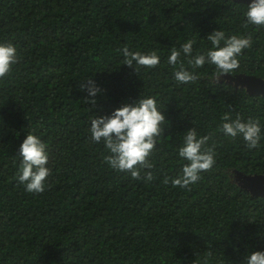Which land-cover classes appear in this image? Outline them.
Returning <instances> with one entry per match:
<instances>
[{
  "label": "trees",
  "instance_id": "1",
  "mask_svg": "<svg viewBox=\"0 0 264 264\" xmlns=\"http://www.w3.org/2000/svg\"><path fill=\"white\" fill-rule=\"evenodd\" d=\"M248 4L234 0H0V41L21 60L0 80V264H244L264 250V195L238 180L264 176V146L248 150L219 131L239 113L264 122V95L221 79L214 66L177 84L170 49L188 39L251 35L240 68L227 75L264 78V27H244ZM159 50L144 69L122 65L119 50ZM187 67V60L184 61ZM103 90L85 102V78ZM140 93L156 97L165 116L145 183L110 169L103 144L90 140L89 115H106ZM195 127L210 135L212 170L191 190L165 183L184 161L177 149ZM28 131L48 143L46 191L27 193L15 179ZM247 178V177H242Z\"/></svg>",
  "mask_w": 264,
  "mask_h": 264
},
{
  "label": "clouds",
  "instance_id": "2",
  "mask_svg": "<svg viewBox=\"0 0 264 264\" xmlns=\"http://www.w3.org/2000/svg\"><path fill=\"white\" fill-rule=\"evenodd\" d=\"M244 27H264V0H250L246 11ZM206 40L210 47L195 50V40L188 39L177 48L173 46L167 56V64L173 68V79L177 84H190L198 79L197 69L205 65L214 66L216 73L226 75L240 68V57L245 49L252 47L251 35H227L222 30L210 33ZM122 65L155 68L161 62L159 50L146 52L130 50L127 46L119 50ZM18 46L10 40L0 41V80L12 75L20 63ZM187 60V67L184 61ZM82 90L86 89L85 102L93 107L103 90L91 77L85 78ZM155 96L140 93L132 102H124L106 115H89L88 132L95 144H103L107 155L106 165L117 173L130 175L145 183L154 179V162L150 159L159 142L165 116ZM222 131L232 141L241 140L248 150L264 146V122L261 118L245 119L239 113L233 118L231 113L221 117ZM210 135L201 136L195 127L185 132L178 147V158L185 163L175 177L165 178V183L173 187L191 190L201 179L202 173L212 170L216 164V154L208 147ZM18 167L14 179L27 193L41 194L46 191L52 175L49 166V145L35 131H28L19 146ZM244 264H264V250L249 252Z\"/></svg>",
  "mask_w": 264,
  "mask_h": 264
},
{
  "label": "rangeland",
  "instance_id": "3",
  "mask_svg": "<svg viewBox=\"0 0 264 264\" xmlns=\"http://www.w3.org/2000/svg\"><path fill=\"white\" fill-rule=\"evenodd\" d=\"M221 79L225 82L233 84L234 86L243 87L249 92L264 93V91H254L248 87L249 82H258L260 86L263 87L261 90H264V78L258 79L252 76L226 74V75H222ZM240 176L247 177V178L238 177V180L242 183L243 186L248 188V190L251 192L252 191L255 192L264 183V178L256 177V179L254 180V177L251 176H244L242 174H240Z\"/></svg>",
  "mask_w": 264,
  "mask_h": 264
},
{
  "label": "water",
  "instance_id": "4",
  "mask_svg": "<svg viewBox=\"0 0 264 264\" xmlns=\"http://www.w3.org/2000/svg\"><path fill=\"white\" fill-rule=\"evenodd\" d=\"M234 1H237V2H243V3H247L249 4L250 3V0H234ZM253 77V76H252ZM256 78V77H255ZM259 79V78H258ZM249 88L254 90V91H264V90H261L263 87L260 86V84L258 82H249L248 84ZM249 92V91H248ZM250 93H254V94H261V95H264V93H259V92H250ZM258 178H264V176H257ZM256 179V177H254V180ZM264 183L255 191L252 193H259V194H263L264 195Z\"/></svg>",
  "mask_w": 264,
  "mask_h": 264
}]
</instances>
